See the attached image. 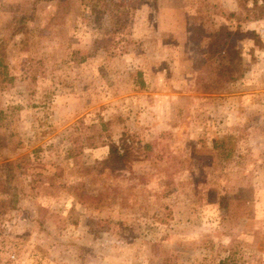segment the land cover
Masks as SVG:
<instances>
[{"label":"rangeland","instance_id":"374dc122","mask_svg":"<svg viewBox=\"0 0 264 264\" xmlns=\"http://www.w3.org/2000/svg\"><path fill=\"white\" fill-rule=\"evenodd\" d=\"M0 264H264V0H0Z\"/></svg>","mask_w":264,"mask_h":264},{"label":"trees","instance_id":"16d2710c","mask_svg":"<svg viewBox=\"0 0 264 264\" xmlns=\"http://www.w3.org/2000/svg\"><path fill=\"white\" fill-rule=\"evenodd\" d=\"M252 4L254 7L258 5V0H252ZM222 32H225L227 35L228 29L225 27H221L218 29L217 32H215L214 36H219ZM228 36V35H227ZM222 54V55H221ZM221 58L223 61V71L222 75H225L226 81L233 82L236 80L237 75L236 74V67H237V61L241 58V52L238 49L233 48L231 45H228L227 43H223V50L221 53ZM218 55V56H220ZM220 62H218L219 65ZM220 72V70H219ZM5 79L7 81H10L11 78L6 74ZM129 140L126 136H122L120 140L119 146H116L114 143L110 142L107 144L109 151H108V156L106 158V162L109 164L111 169H120L122 167H125L129 162L133 160L134 154H130L128 149L129 147ZM122 149L124 152L122 154H119V150ZM14 163L13 162H7L6 166L8 170H11L13 167ZM3 193H7V190L4 188ZM17 200L16 196L12 197V200H10V203H15Z\"/></svg>","mask_w":264,"mask_h":264}]
</instances>
